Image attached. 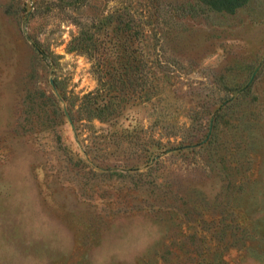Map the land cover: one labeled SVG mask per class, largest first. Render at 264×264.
Wrapping results in <instances>:
<instances>
[{"label":"rangeland","instance_id":"obj_1","mask_svg":"<svg viewBox=\"0 0 264 264\" xmlns=\"http://www.w3.org/2000/svg\"><path fill=\"white\" fill-rule=\"evenodd\" d=\"M200 1L0 0V264H264V0Z\"/></svg>","mask_w":264,"mask_h":264},{"label":"trees","instance_id":"obj_2","mask_svg":"<svg viewBox=\"0 0 264 264\" xmlns=\"http://www.w3.org/2000/svg\"><path fill=\"white\" fill-rule=\"evenodd\" d=\"M250 0H201L200 3L205 6L208 10L213 12H225L229 14L235 13L238 9L244 7ZM87 38V34H84ZM82 43L83 40H82ZM83 45V44H82ZM85 49V45L82 46ZM113 174H123L125 172L119 170H111ZM104 173V171H102Z\"/></svg>","mask_w":264,"mask_h":264},{"label":"water","instance_id":"obj_3","mask_svg":"<svg viewBox=\"0 0 264 264\" xmlns=\"http://www.w3.org/2000/svg\"><path fill=\"white\" fill-rule=\"evenodd\" d=\"M66 115H67L68 120H69L70 123H71L72 121H71V119H70V116L68 115V113H66Z\"/></svg>","mask_w":264,"mask_h":264}]
</instances>
